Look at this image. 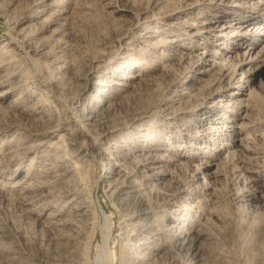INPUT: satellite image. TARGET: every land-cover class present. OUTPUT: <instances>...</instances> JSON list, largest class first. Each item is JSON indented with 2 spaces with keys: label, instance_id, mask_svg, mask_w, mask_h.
<instances>
[{
  "label": "rangeland",
  "instance_id": "rangeland-1",
  "mask_svg": "<svg viewBox=\"0 0 264 264\" xmlns=\"http://www.w3.org/2000/svg\"><path fill=\"white\" fill-rule=\"evenodd\" d=\"M101 211L108 264H264V0H0V264H96Z\"/></svg>",
  "mask_w": 264,
  "mask_h": 264
},
{
  "label": "bare ground",
  "instance_id": "bare-ground-1",
  "mask_svg": "<svg viewBox=\"0 0 264 264\" xmlns=\"http://www.w3.org/2000/svg\"><path fill=\"white\" fill-rule=\"evenodd\" d=\"M58 4V3H57ZM46 8V7H45ZM62 8V7H61ZM33 23V22H32ZM50 25V24H49ZM204 28H206V27H204ZM218 33V32H217ZM250 49V48H249ZM247 50L246 52L248 53V51H249V56H252L251 55V50ZM247 53H246V55H247ZM248 56V55H247ZM247 59V58H246ZM253 59V58H252ZM211 59L209 58L208 59V61H210ZM251 59H247V63L250 61ZM245 61V60H244ZM211 63H209V65H210ZM237 70H238V68H237ZM241 70V69H240ZM263 72V71H262ZM236 75V74H235ZM243 78H244V76H243V74L241 73V76H239V77H236L235 79H238V81L240 82V81H243ZM254 80H255V78H254ZM237 81V82H238ZM120 85V84H119ZM238 89V94L239 93H241L242 92V90H243V86H240V87H238L237 88ZM234 91V90H233ZM230 92V91H229ZM236 95H237V93H235ZM167 106V105H166ZM164 107V106H163ZM207 125V123H202V127L204 128L205 126ZM207 128H209V127H207ZM205 129V128H204ZM59 132V131H58ZM51 133V132H50ZM49 134V133H48ZM56 134V133H55ZM48 136V135H47ZM46 139V138H45ZM50 139V138H49ZM48 139V140H49ZM108 159H111V161L113 162L112 163V171H111V175L112 174H114V175H117V176H121V174H122V170H121V168H120V164H122L121 163V159L119 158V157H115V156H108ZM155 163V162H154ZM141 164V163H140ZM151 163H142L141 165H142V167H139L140 168V172H146L147 171V169L148 168H150V165ZM138 172V171H137ZM207 173V172H206ZM146 175V181H150L151 179H153V175H154V173H145ZM153 174V175H152ZM132 176H135L136 177V174H132V175H129V176H127L123 181H122V185H120V186H118V187H116V189H118V196H120V198H121V196L123 195V194H126V196H125V198H124V200H125V202L126 203H128L131 199H132V197H135L134 195H133V191L134 190H137V189H135V186L137 185L136 183V181L134 180H130V178H132ZM207 177V176H206ZM257 179V178H256ZM119 182V181H118ZM136 182V183H135ZM142 185V183H140V186ZM127 186H129V187H131L130 188V190H127ZM146 187H147V185H146ZM110 188V187H109ZM113 188V187H112ZM211 188V187H210ZM133 191H132V190ZM188 190V189H187ZM140 192V191H139ZM194 192V191H193ZM198 192V191H197ZM183 193V192H182ZM136 194V193H135ZM183 196V195H182ZM76 197V196H75ZM122 201V200H121ZM180 202V201H179ZM123 205V204H122ZM128 205H129V203H128ZM136 216L138 217V219L141 221V223H143V226L141 227V228H139L137 231L139 232V233H143V232H147L146 234L147 235H149V234H151V233H149V231L147 230V227L148 226H145L146 225V223H145V219H147V218H149L150 217V212H151V209H150V207H147V204H145V202H144V200H142L141 198H140V200L138 199V200H136ZM180 205V204H179ZM189 206H191V205H189ZM180 207V206H179ZM181 207H184V205L183 204H181ZM101 213H102V215H103V217H104V219H105V233H104V244H103V247H102V249H101V251L99 252V254L97 255V257H96V260H95V262H96V264H108V259L106 258V256H107V254L109 253V251H108V247H109V241H110V238H111V236H112V233H113V226L110 224V221H109V217L103 212V211H101ZM134 214V213H133ZM187 214V213H186ZM176 220H177V218H176ZM176 225L174 224V225H172L171 227H170V229H169V233H173L174 232V230H173V228L175 227ZM135 227V226H134ZM133 227V228H134ZM180 228V227H179ZM181 229L182 228H180L179 229V235L177 236V238H176V240H175V242L178 244V243H181L183 246H186L187 244H190L191 245V247L193 248V249H196V248H198V241H199V234L198 235H193V233H192V230L191 229H189L188 231H186V230H182L181 231ZM136 231V230H135ZM136 231V232H137ZM137 232V233H138ZM178 234V233H177ZM168 236V235H167ZM146 243H148V241H146V240H140V241H138L137 242V246L138 247H143ZM137 248V247H136ZM183 248V247H182ZM197 252V251H196ZM186 255V254H185ZM107 259V260H106ZM134 264H138L136 261L134 262Z\"/></svg>",
  "mask_w": 264,
  "mask_h": 264
}]
</instances>
